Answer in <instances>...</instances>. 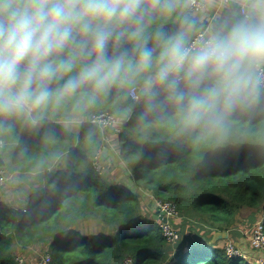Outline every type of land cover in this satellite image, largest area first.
<instances>
[{
  "label": "trees",
  "instance_id": "trees-1",
  "mask_svg": "<svg viewBox=\"0 0 264 264\" xmlns=\"http://www.w3.org/2000/svg\"><path fill=\"white\" fill-rule=\"evenodd\" d=\"M239 11L236 3L229 4L212 22L214 27ZM187 15L198 31L210 23L190 10ZM179 26L176 16L159 15L149 31L172 34ZM150 44L157 42L153 38ZM70 110L49 112L36 127L0 121V170L34 172L40 181L30 192L36 195L32 206L20 210L0 205V264H18L14 246L40 243L47 244L50 264H255L226 253L230 238L212 237L216 231L230 233L241 208L264 211L262 89L213 130L184 127L166 93L149 111L143 98L138 103L127 90L113 88L77 116L109 111L123 120L120 156L129 166V181L150 193L154 204L168 200L180 212V225L171 222L178 235L172 243L155 211L143 214L141 195L124 183H112L95 168L101 128L83 122L70 129L60 120ZM262 218L264 229V213ZM88 219L98 221L103 230L77 231ZM194 219L199 230L185 232L186 223ZM250 221L255 223L256 217ZM72 227L70 236L66 232Z\"/></svg>",
  "mask_w": 264,
  "mask_h": 264
},
{
  "label": "clouds",
  "instance_id": "clouds-1",
  "mask_svg": "<svg viewBox=\"0 0 264 264\" xmlns=\"http://www.w3.org/2000/svg\"><path fill=\"white\" fill-rule=\"evenodd\" d=\"M234 2L194 35L188 11L216 0H0V121L36 127L71 106L68 126L117 88L149 111L166 93L186 128L222 127L264 88V0ZM159 15L179 28L150 33Z\"/></svg>",
  "mask_w": 264,
  "mask_h": 264
},
{
  "label": "rangeland",
  "instance_id": "rangeland-1",
  "mask_svg": "<svg viewBox=\"0 0 264 264\" xmlns=\"http://www.w3.org/2000/svg\"><path fill=\"white\" fill-rule=\"evenodd\" d=\"M228 5L223 4L218 7V4L215 3L213 6L206 8L203 11H200L195 14V16L202 17V19H207L208 21H214L215 19L221 18L224 14L225 9ZM240 10V9H239ZM221 21H218L220 23ZM220 25V24H219ZM210 28L209 30H211ZM65 117L62 116L60 120L64 123ZM87 118H77L74 123L68 125L70 129L76 130L83 124V121ZM103 136L101 137V147L98 149L94 157L95 168L101 172L108 180L114 184L126 185L136 194L143 197L141 205L143 208V214L151 216L155 211V204L151 194H144L138 188H136L130 181V169L125 160L120 156V133H115V131L107 129L102 131ZM97 166V167H96ZM5 179L4 184L0 188V205H8L14 208L25 210L28 206H32L36 195L30 194V192L36 191V188L39 186L40 181L37 179V175L34 172H31L26 175H20L19 172L15 171L9 173L8 170L4 167L2 170ZM261 210H254L250 208L243 207L241 208L235 218L233 227L228 233L227 242H232L239 250L245 255V259L254 263V259L257 253L251 247L250 240L247 234H250L251 228L254 226V222L250 221V217H256V221L259 220L262 216ZM180 215L177 218L171 219L172 221H177V226L180 225ZM178 219V220H177ZM196 220H192L186 223L185 232L192 233L194 229L199 230L196 226ZM74 227L69 229L66 233L70 236H73ZM79 232L86 234H96L99 231L103 230L102 226L95 219H88L87 221L81 222V224L76 229ZM203 233V230H200ZM47 244L40 243L36 245H31L26 248H21L19 246H14L12 253L15 256L18 264H40L42 258L48 254Z\"/></svg>",
  "mask_w": 264,
  "mask_h": 264
},
{
  "label": "built area",
  "instance_id": "built-area-1",
  "mask_svg": "<svg viewBox=\"0 0 264 264\" xmlns=\"http://www.w3.org/2000/svg\"><path fill=\"white\" fill-rule=\"evenodd\" d=\"M216 2L218 4V7L222 6L223 4L229 5L231 3H235L234 0H228L227 3H225L224 0H216ZM237 6L240 9V6L238 4ZM200 11L201 10L199 8L190 9V12L193 14H196ZM213 25L214 24L209 23L204 29L199 30L195 35H198L200 32L208 31ZM261 89L264 93V88H261ZM132 98L134 97L132 96ZM134 99L139 100L136 98ZM83 122L87 124L98 125L102 131H105L107 129H112L113 131H115V133H120L123 129V120L117 118L113 113L109 111H102V112L94 113L88 116L87 119L84 120ZM4 174L2 171H0V185L1 186L5 183ZM155 213L157 215L163 214L167 218L166 222L161 221L162 232L169 242L171 243L174 242L178 238V235L171 226V219L177 218L180 215L177 209V205L174 202H171L168 200L167 201L156 200ZM247 236L250 240L251 247L254 249V251H257L259 252V254H262L264 252V229H263L262 217L254 223V226L251 228L250 234H247ZM224 248H225L226 253L229 256H238L241 258H245V255L243 254V252L239 250L232 242H227ZM254 263L264 264V256L257 255L254 259ZM40 264H50V256L46 254L42 258Z\"/></svg>",
  "mask_w": 264,
  "mask_h": 264
},
{
  "label": "water",
  "instance_id": "water-1",
  "mask_svg": "<svg viewBox=\"0 0 264 264\" xmlns=\"http://www.w3.org/2000/svg\"><path fill=\"white\" fill-rule=\"evenodd\" d=\"M211 28H213V26H211ZM155 218L157 219H161L162 221L166 222L167 221V218L162 214V215H157L155 214L154 216ZM220 238H228V232L227 231H216L214 234H213V237H212V240H217V239H220Z\"/></svg>",
  "mask_w": 264,
  "mask_h": 264
},
{
  "label": "crops",
  "instance_id": "crops-1",
  "mask_svg": "<svg viewBox=\"0 0 264 264\" xmlns=\"http://www.w3.org/2000/svg\"><path fill=\"white\" fill-rule=\"evenodd\" d=\"M255 252L257 253V255L264 256V253H263V254H259V252H257V251H255ZM257 255H256V256H257Z\"/></svg>",
  "mask_w": 264,
  "mask_h": 264
}]
</instances>
